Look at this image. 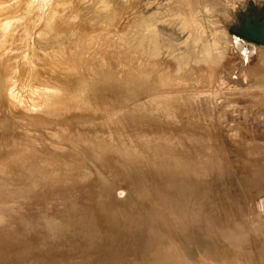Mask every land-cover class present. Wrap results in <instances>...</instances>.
<instances>
[{
    "label": "rangeland",
    "instance_id": "1",
    "mask_svg": "<svg viewBox=\"0 0 264 264\" xmlns=\"http://www.w3.org/2000/svg\"><path fill=\"white\" fill-rule=\"evenodd\" d=\"M22 1L12 13L38 14L40 31L48 21L42 16L55 14L51 40L37 36L31 47L26 39L14 76L18 105L0 116V264H264V43L241 35L249 25L264 30V0H33V9ZM185 15L197 17L200 45L217 39L220 59L203 60L199 46L186 61L184 45H176L184 33L169 24ZM159 22L162 39L176 45L172 52L142 47ZM77 70L93 86L98 78L107 85V73L114 90L108 84L105 93L122 109L98 115L92 108L97 114L83 113L69 130L59 123L65 115H50L39 101L44 92L76 86Z\"/></svg>",
    "mask_w": 264,
    "mask_h": 264
},
{
    "label": "bare ground",
    "instance_id": "2",
    "mask_svg": "<svg viewBox=\"0 0 264 264\" xmlns=\"http://www.w3.org/2000/svg\"><path fill=\"white\" fill-rule=\"evenodd\" d=\"M1 1L2 0H0V19L1 18H4L5 19V21H1V22H3V23H0V116H6V117H8V115H6L5 114V108H7V107H9V106H11L12 107V110L13 109H15L16 107V105H18V104H15V103H18V95H17V93L16 92H14V90H15V88L17 87V84H16V82H17V80L14 78V76H15V74H17L18 72H19V70H20V62H19V59L18 58H21V53H23L24 52V50H25V48L27 47V40L26 39H31V42H30V44H29V46L31 45V47H32V44H33V42L36 40V37L37 36H40L41 38H42V41H45V40H48V39H50L51 40V38H49V37H51V36H49V31H51L52 32V30H51V28H52V23H51V21H52V19H53V17H54V14H55V11H53L52 10V12L51 13H46V15H44V16H42L43 18L46 16V18L48 19V21H46L47 23L45 24V26L42 28V30L40 31V30H38L37 29V27L35 26L36 24H37V22H36V24H35V22L34 21H36V18H37V16H38V14H36L35 16H33L32 15V12H30V14H26V15H22V14H20V15H17L18 14V10H19V8H17L18 10H16L15 12L17 13H15V12H13V13H15L14 15H13V13H12V11H11V9L12 10H15L14 8L15 7H18V6H16V4L17 5H19V4H21V3H19V2H23L22 0H13L12 2V4H9V3H6V1L5 0H3L2 1V3H1ZM28 2H30V4H33V6L31 7V6H29V7H31V9H33V7L35 8H37L38 6H36L35 5V1H33V0H27ZM19 3V4H18ZM24 4H26L27 5V3H24ZM29 4V5H30ZM21 6H24L23 5V3L21 4ZM21 6H20V8H21ZM24 7H22L21 9H23ZM30 9V8H29ZM20 11V10H19ZM9 12H11L12 14L11 15H7V14H10ZM191 12V11H190ZM192 12H194V11H192ZM20 13V12H19ZM21 13H23V12H21ZM25 13V12H24ZM132 13V12H131ZM170 13V12H169ZM103 14L105 15V14H107V11H106V9L103 11ZM196 15L198 14V13H195ZM195 14H193V15H195ZM30 15V16H29ZM131 15V14H130ZM133 15V14H132ZM168 15V14H167ZM166 15V16H167ZM183 16V17H181V20L180 21H177V20H175L174 22H170L169 24H171V26H172V24H174L175 26H173V27H177L176 29L177 30H180L181 32H182V36H183V33H184V38H183V40H181V42L179 41V43L178 44H176V45H178L179 47H181V46H183L184 45V48H185V50H184V53L187 55V57H188V60H186V61H189V60H191V56H192V54H194V51H195V49H196V47H198L199 48V46H200V53H202L201 54V56H202V59L203 60H206V61H215L217 58L218 59H220L219 57H218V54L219 53H221L222 52V50L221 51H219V52H216L215 50L216 49H219V43H218V41H217V39L215 38L214 39V41H207L206 43H203L202 45H200V43L201 42H203L204 40H205V38H204V34L203 33H201L200 31H199V21H198V19H197V17L195 16ZM138 16V15H137ZM41 17V19H43ZM132 17H135V16H132ZM131 17V18H132ZM39 18V17H38ZM104 19H107V18H104ZM130 19V18H129ZM38 20H40V19H38ZM41 21V20H40ZM69 21V18H67V17H64V20H62L61 21V25L60 26H62V27H65V24L67 23ZM34 22V23H33ZM164 22H166V21H164ZM164 22H159V24H158V26H157V28H155L154 30H152L151 31V33H152V36L153 37H150V40H149V42L148 41H145L144 43L145 44H147L148 46H142L144 49H149L150 50V52H154V50H157V49H159V50H163V49H166L167 51H171L172 52V49L176 46V45H173V43H171L170 41H168V42H166V41H164V39H162V37H163V31L165 30L164 29V27H163V25H162V23L164 24ZM32 23H33V25L35 26H33V28H35V29H33L32 28ZM39 23V22H38ZM134 25V27L136 28V27H138V25L137 24H133ZM165 26H166V24H165ZM170 25L168 26L169 28L171 27ZM164 29V30H163ZM133 30H134V28H133ZM62 31V30H61ZM168 31V30H167ZM181 32H179V33H181ZM53 33V32H52ZM165 33H167L166 31H165ZM173 33V32H172ZM138 34H134V36L136 37ZM169 35H171V34H169ZM204 35V36H203ZM179 36V35H178ZM181 36V37H182ZM217 36V35H216ZM180 37V38H181ZM218 37V36H217ZM172 38V37H171ZM208 38V37H207ZM178 39V38H177ZM53 40V39H52ZM129 42H130V40H129ZM128 43V42H127ZM131 46H136L137 48L139 47V43L136 41V40H131ZM51 45V44H50ZM124 45V44H123ZM120 46V45H119ZM242 46H244V45H242ZM122 47H124V46H122ZM127 48V47H126ZM128 48H129V46H128ZM136 48V49H137ZM245 48V47H244ZM244 48H243V50H244ZM6 49H8L11 53L10 54H6V55H4L3 54V52L6 50ZM131 49H132V47H131ZM247 48H245V50H246ZM121 50V49H120ZM128 50V49H127ZM197 50V49H196ZM245 50H244V53L242 54L243 56V59L245 58V60H247L249 57H247L246 56V54L245 53H247V51L245 52ZM241 51H242V48H241ZM250 51V50H249ZM146 54H147V56H151V54L150 53H148V52H145ZM249 53V52H248ZM127 54V53H126ZM125 54V55H126ZM136 54V53H135ZM138 54V53H137ZM251 54V53H250ZM132 55V54H131ZM130 55V56H131ZM166 55V54H165ZM252 55V54H251ZM251 55H250V57H251ZM145 56V55H144ZM147 56L145 57V59L147 58ZM159 56H160V54H157V55H155L154 57H153V59L155 58H159ZM173 56H176L177 58H178V60H185V59H183V55L181 54V52H175L174 53V55ZM134 57V56H133ZM142 57H143V55H142ZM160 57H162V55L160 56ZM165 57H167V56H165ZM240 57H241V54H240ZM247 57V58H246ZM144 58V57H143ZM142 58V59H143ZM151 58V57H150ZM163 58H164V56H163ZM141 59V60H142ZM168 59V58H167ZM195 59V58H194ZM130 60V59H129ZM139 60V59H138ZM144 60V59H143ZM151 59H149V61H150ZM162 60V59H161ZM160 59H159V62L161 61ZM21 61V60H20ZM154 61V60H153ZM153 61H150V62H153ZM156 61H158L157 59H156ZM163 61V60H162ZM172 61V60H171ZM175 61V60H174ZM173 61V62H174ZM98 62V61H97ZM134 62V61H133ZM149 62V63H150ZM191 62V61H190ZM4 63V64H3ZM99 63V62H98ZM101 63H102V61H101ZM130 63V62H129ZM141 63V62H140ZM146 63V62H145ZM154 63V62H153ZM156 63V62H155ZM165 63V62H164ZM176 63V62H175ZM211 63V62H210ZM100 64V63H99ZM137 64V63H136ZM142 64H143V62H142ZM169 64V63H168ZM2 65V66H1ZM13 65H14V67H13ZM95 65H97V64H95ZM146 65V64H145ZM158 65V64H157ZM157 65H155V66H157ZM176 65V64H175ZM102 66H103V64H102ZM127 66H129V65H127ZM163 66H164V64H163ZM191 66H193V65H191ZM97 66H95L93 69H95ZM101 67V66H100ZM112 67H113V65H112ZM112 67H110V69L112 68ZM125 67V66H124ZM154 67V66H153ZM188 67V66H187ZM186 67V68H187ZM106 68H108V67H106ZM155 68V67H154ZM156 68H158V66L156 67ZM171 68H173V67H171ZM192 68V67H191ZM100 69V71L99 72H101V70H102V68H99ZM98 69V70H99ZM113 69V68H112ZM116 69V68H115ZM127 69V68H126ZM131 69V68H130ZM138 69V68H137ZM162 69H164V68H162ZM15 70H16V73H15ZM96 70V69H95ZM97 70V71H98ZM122 70V69H121ZM156 70V69H155ZM186 71H187V69H185ZM192 70V69H191ZM78 71H80V70H77V72ZM104 71L105 72H108V71H106L105 70V68H104ZM104 71L102 72V74L104 73ZM115 71V70H114ZM127 71H128V69H127ZM135 71V70H134ZM157 71V70H156ZM165 71V70H164ZM194 71H195V69H194ZM63 72V71H62ZM99 72L98 73H96V74H98V75H101L102 76V74H99ZM180 72H182V71H180ZM83 72L82 71H80L79 73H78V77L76 78V82H78V80H80V82L79 83H77L76 84V86L75 85H73V87L72 86H65V88H59V89H57V90H55V91H53V92H44L43 93V95H42V97H41V101H39L40 102V105L41 106H45L46 107V109L48 108V111H50L49 110V108L52 110V113L50 114V115H52L53 114V112L54 111H56L57 113H54V115H59V116H64L65 118H63V121H59V123H60V125H62L64 128H66L67 129V127H68V129L69 130H71V129H74L72 126H70V123H72L71 122V120H73V119H78V120H80V119H82L89 111H87V110H90V109H92V108H94L95 110H97L98 112L100 111V112H104V113H108V112H110L111 114H112V112L111 111H116L115 109L117 108V110L119 111V109L121 108V107H119V109H118V105H119V101H118V97L117 98H113V96H115L113 93V91L112 90H114L113 88H112V86H111V83H109V82H111L110 80V78L111 77H107L106 75H107V73L106 74H104L105 75V77L107 78V79H109L108 81H107V83L109 84H107L106 85V80H105V82H104V80H102L105 84H103L100 80L101 79H99L98 78V82H100V84H101V86H102V88L106 85L107 87H108V89H109V86H111L110 88L112 89L111 91L113 92L112 94H113V96H111V95H108V91H110V90H107V92L108 93H105L106 91V89H107V87L105 88L104 87V90H102V89H100V87H97V85L99 86L100 84H97V85H95V86H93V84H88V85H86V80L84 79V77H83V74H82ZM87 73V72H86ZM85 73V74H86ZM95 73H93V74H91V76H89V73H88V76L90 77V79L93 77V76H95L96 77V75H95ZM135 73V72H134ZM143 73V72H142ZM149 73H151L152 75H153V73L154 72H149ZM229 73V72H228ZM249 73V72H248ZM77 74V73H76ZM128 74V73H127ZM130 74V73H129ZM136 74V73H135ZM137 74H138V72H137ZM178 74V73H177ZM93 75V76H92ZM112 75V74H111ZM139 75V74H138ZM143 75V74H142ZM148 75V74H147ZM146 75V76H147ZM150 75V74H149ZM161 75V74H160ZM172 75V74H171ZM229 75V74H228ZM85 76V75H84ZM108 76H109V74H108ZM117 76V75H116ZM132 76H134L133 74H132ZM151 76V75H150ZM85 77H87V76H85ZM89 77H87V78H89ZM98 77V76H97ZM100 77V76H99ZM104 77V76H103ZM113 77V76H112ZM118 77V76H117ZM117 77H115V82L116 83H118L117 82V80L118 79H116ZM130 77V76H129ZM175 78H176V76H174ZM173 77V78H174ZM181 77H182V75H181ZM101 78V77H100ZM105 78V79H106ZM135 78H137V77H135ZM170 78H172V77H170ZM172 78V79H173ZM94 79V81H95V78H93ZM132 79V78H131ZM145 79V78H144ZM161 79V78H160ZM179 79V78H178ZM84 80V81H83ZM124 80H126V81H129L130 80V78L128 79H126V77H125V79ZM135 79H132V81H134ZM141 80H143V79H141ZM147 80V79H146ZM158 80V79H157ZM180 80V79H179ZM184 80V79H183ZM90 80L88 79V82H89ZM97 81V80H96ZM95 81V82H96ZM153 81V80H152ZM173 81V80H172ZM51 82V81H50ZM85 83V84H83V83ZM93 81L91 80L89 83H92ZM113 82H114V79H113ZM121 82H122V80H121ZM125 82V81H124ZM139 82V81H138ZM137 82V83H138ZM174 82V81H173ZM57 84V82H51V84L53 85V84ZM80 83H82L81 85H78V84H80ZM94 83V82H93ZM97 83V82H96ZM128 83V82H127ZM131 83V82H130ZM144 83H145V81H144ZM148 83H149V80H148ZM155 83V82H154ZM95 84V83H94ZM119 84H121L120 83V79H119ZM119 84H117V85H119ZM123 84V83H122ZM147 84V83H146ZM151 84V83H150ZM158 84V83H157ZM164 84H166L167 85V83H163V85ZM174 84V83H173ZM78 85V86H77ZM83 85H86L85 86V90L87 89L89 92H90V97L89 96H85L87 93H88V91L85 93V92H81V90L82 89H80L79 91H77L78 89L76 88V87H80V86H82L83 87V90L82 91H84V86ZM114 85H115V83H114ZM143 85H145V84H142L141 86H143ZM160 85V84H159ZM170 85V84H169ZM176 85V84H175ZM75 86V87H74ZM122 86V85H121ZM145 86H148V85H145ZM165 86V85H164ZM163 86V87H164ZM57 88L59 87V86H56ZM116 87V86H115ZM125 87V86H124ZM123 87V88H124ZM135 87V86H134ZM153 87H154V85H153ZM158 87V86H157ZM172 87V85L170 86V88ZM176 87V86H175ZM228 87V86H227ZM72 88H73V90H72ZM76 88V89H75ZM81 88V87H80ZM126 88V90H127V87H125ZM136 88V87H135ZM174 88V87H173ZM172 88V89H173ZM229 88V87H228ZM74 89L76 90V91H74ZM129 89V88H128ZM137 89V88H136ZM158 89H159V87H158ZM161 89V88H160ZM165 89V88H164ZM168 89V88H167ZM180 89V88H179ZM150 90V89H149ZM154 90H156V88H154ZM166 90V89H165ZM175 90V89H174ZM101 91V92H100ZM118 91H120V90H118ZM123 91V90H122ZM122 91H120V92H122ZM132 91H133V87H132ZM163 91V90H162ZM18 92V91H17ZM129 92H131V90H129ZM129 92H128V94H129ZM143 92V91H142ZM156 92V91H155ZM140 93V92H139ZM145 93V92H144ZM154 93V92H153ZM110 94V93H109ZM122 94H124V92H122ZM127 94V95H128ZM151 94V93H150ZM164 94V93H163ZM168 94V93H167ZM180 94V93H179ZM87 95H89V94H87ZM149 95V94H148ZM159 95V94H158ZM166 95V94H165ZM170 95V94H169ZM33 96H35L34 94H33ZM132 97L134 96V95H131ZM156 96V95H155ZM160 96H161V94H160ZM89 97V98H88ZM127 97V96H126ZM128 97H130V96H128ZM131 97V98H132ZM136 97V96H135ZM20 98V97H19ZM149 98V97H148ZM164 98V97H163ZM119 99H120V96H119ZM125 99V98H124ZM137 99V98H136ZM147 99V98H146ZM167 99V98H166ZM121 100H123V99H121ZM162 100V99H161ZM160 100V101H161ZM17 101V102H16ZM145 101V100H144ZM156 102H158V99L157 100H155ZM162 101H164V100H162ZM161 101V102H162ZM168 101V100H167ZM139 102V101H138ZM137 102V103H138ZM152 102V101H151ZM154 102V101H153ZM148 103H149V101H148ZM164 103V102H163ZM172 102H170V104H171ZM9 104V106H7ZM12 104H14L15 106H13ZM151 104V103H150ZM149 104V105H150ZM157 104H159V103H156V105ZM167 104H169L168 102H167ZM94 105V106H93ZM139 105V104H138ZM164 105H165V103H164ZM144 106V105H143ZM159 106V105H158ZM158 106H156V107H158ZM165 106H167V105H165ZM164 106V107H165ZM171 106V105H170ZM13 107H15V108H13ZM137 107H139V106H137ZM140 107H141V104H140ZM160 107H161V105H160ZM168 107V106H167ZM147 108H149V107H147ZM155 108V107H154ZM188 108V107H187ZM45 109V108H44ZM122 109V108H121ZM121 109H120V111H121ZM136 109H138V108H136ZM160 109V108H159ZM166 110H167V108H165ZM171 109H174L173 107L171 108ZM171 109H169V110H171ZM178 109V108H177ZM54 110V111H53ZM94 110V111H95ZM140 110V109H139ZM149 110V109H148ZM156 110V109H155ZM14 111V110H13ZM12 111V112H13ZM16 111V110H15ZM45 111V110H44ZM87 111V112H86ZM97 111L95 112L96 114H97ZM113 111V112H114ZM124 111V110H123ZM125 111H126V109H125ZM135 111V110H134ZM133 111V109H131V110H129V112L128 113H130V112H132V113H130L131 115L133 114V115H142V114H140V113H144L143 112V110H141L142 112H139V111H137V112H134ZM163 111V110H162ZM173 111V110H172ZM171 111V112H172ZM91 112H93V111H91ZM91 112H89L90 114H91ZM100 112L98 113V115L100 114ZM148 112V111H147ZM151 112V111H150ZM171 112H170V114H171ZM191 112V111H190ZM202 112V111H201ZM46 113H47V110H46ZM50 113V112H49ZM83 113H86L85 115H83ZM94 113V112H93ZM95 113H94V115H95ZM124 113V112H123ZM128 113L126 112V114L128 115ZM182 113V112H181ZM102 114V113H101ZM110 114V115H111ZM117 114H118V112H117ZM149 113H144V117H145V115H148ZM157 114H158V112H157ZM168 114H169V112H168ZM169 114V115H170ZM176 114V113H175ZM188 114V113H187ZM105 115V114H104ZM125 115V114H124ZM130 115V116H131ZM153 115V114H152ZM152 115H150V116H152ZM165 115V114H164ZM163 114H162V116H164ZM168 115V116H169ZM38 116H40V114H38ZM106 116H108V115H106ZM105 116V117H106ZM118 116H119V114H118ZM117 116V117H118ZM122 116H123V114H122ZM126 116V115H125ZM143 116V115H142ZM157 116V115H156ZM160 116V115H159ZM167 116V115H166ZM187 116V115H186ZM57 118H58V116H56ZM93 117H95V116H93ZM104 117V116H103ZM104 117V118H105ZM109 117V116H108ZM111 117V116H110ZM132 117V116H131ZM149 117V116H148ZM148 117H145V118H148ZM170 117H171V115H170ZM170 117L168 118V119H170ZM174 117V116H173ZM61 118V117H60ZM102 118V117H101ZM113 118H114V116H113ZM120 118V117H119ZM123 118V117H122ZM134 118V117H133ZM153 118V117H152ZM157 118H159V117H157ZM161 118V117H160ZM164 118V117H163ZM167 118V117H166ZM175 118V117H174ZM192 118V117H191ZM226 118V117H225ZM52 119V118H51ZM62 119V118H61ZM93 119H95V118H93ZM142 119V118H141ZM154 119V118H153ZM173 119V118H172ZM171 119V120H172ZM193 119V118H192ZM56 120H59V118L58 119H56ZM86 120V119H85ZM92 119H90V121H91ZM116 120V119H115ZM118 120V119H117ZM125 120V119H124ZM146 120V119H145ZM170 120V121H171ZM177 120V119H176ZM112 121V120H111ZM110 121V122H111ZM121 120H119V122H120ZM126 121V120H125ZM131 121V120H130ZM147 121H148V119H147ZM155 121V120H154ZM153 120H152V122H154ZM163 121V120H162ZM201 121V120H200ZM219 121V120H218ZM92 122V121H91ZM115 122V121H114ZM123 122V121H122ZM121 122V123H122ZM132 122V121H131ZM136 123H137V121H135ZM134 122V123H135ZM140 122V121H139ZM148 122H151L150 120L148 121ZM159 122V121H158ZM74 123V122H73ZM81 123V122H80ZM87 123V122H86ZM107 123V122H106ZM116 123H117V121H116ZM120 123V124H121ZM124 123V122H123ZM156 123V122H155ZM174 123V122H173ZM78 124V123H77ZM83 124V123H82ZM81 124V125H82ZM91 124V123H90ZM98 124H100V123H98ZM113 124H115V123H113ZM118 124V123H117ZM119 124V125H120ZM147 124V123H146ZM158 124V123H157ZM176 124V123H175ZM58 125V124H57ZM71 125H73V124H71ZM89 125V124H88ZM92 125V124H91ZM91 125H89V126H91ZM106 125V124H105ZM104 125V126H105ZM132 124L130 123V125L129 126H131ZM148 125H150V124H148ZM1 126H3V125H1ZM10 126H12V125H6V126H3V127H1V128H11ZM54 126H56V125H54ZM69 126L70 127H72L71 129L69 128ZM74 126V125H73ZM76 126V125H75ZM74 126V127H75ZM80 126V125H79ZM85 126V125H84ZM96 126V125H95ZM103 126V125H102ZM101 126V127H102ZM103 126V127H104ZM112 127V124H110L109 125V127ZM118 125H116V127H117ZM78 127V126H77ZM120 127H121V125H120ZM124 126H122V128H123ZM128 127V126H127ZM78 128H83V127H78ZM77 128V129H78ZM87 128H88V126H87ZM115 128V126H113V129ZM125 128V127H124ZM117 129V128H116ZM163 129V128H162ZM88 130V129H87ZM107 130H108V128H107ZM119 130V129H118ZM125 130V129H124ZM74 131V130H73ZM90 131V130H89ZM88 131V132H89ZM105 131V130H104ZM115 131H117V130H115ZM132 131V130H131ZM186 131V130H185ZM0 132H5V131H1L0 130ZM11 132H12V130H11ZM82 132V131H81ZM102 132V131H101ZM80 133V132H79ZM103 133H105V132H103ZM110 133V132H109ZM108 133V134H109ZM191 133V132H190ZM9 134V133H8ZM73 134V133H72ZM83 134H84V132H83ZM107 134V133H106ZM156 134V133H155ZM171 134V133H170ZM74 135V134H73ZM88 135V134H87ZM94 135V134H93ZM110 135V134H109ZM125 135H127V134H125ZM129 135V134H128ZM193 135V134H192ZM192 135H190V136H192ZM209 135V134H208ZM0 136H1V134H0ZM81 136V135H80ZM99 136V135H98ZM106 136V135H105ZM119 136V135H118ZM145 136V135H144ZM144 136H142V137H144ZM149 136V135H148ZM153 136V135H152ZM155 136V135H154ZM154 136H153V138H154ZM157 136V138H162V137H159V135H156ZM161 136V135H160ZM171 136V135H170ZM178 136V135H177ZM204 136V135H203ZM74 137V136H73ZM73 137H71V138H73ZM101 137V136H100ZM106 137H108V136H106ZM105 137V138H106ZM109 137H111V136H109ZM134 137V136H133ZM138 137V136H137ZM181 137H183V136H181ZM180 137V138H181ZM186 137V136H185ZM2 138V137H1ZM0 138V139H1ZM4 138V137H3ZM83 138V137H82ZM136 138V137H135ZM148 138V137H147ZM156 138V137H155ZM154 138V139H155ZM156 138V139H157ZM165 137H163V139H164ZM179 138V139H180ZM192 138V137H191ZM202 138V137H201ZM204 138V137H203ZM207 138V137H206ZM233 138V137H232ZM5 139V138H4ZM3 139V140H4ZM79 139V138H78ZM85 139V138H84ZM87 139V138H86ZM127 139H128V137H127ZM126 139V140H127ZM138 139V138H137ZM140 139V138H139ZM145 139V138H144ZM144 139H142V140H144ZM153 139V140H154ZM155 139V140H156ZM162 139V140H163ZM166 139H168V138H166ZM183 139V138H182ZM185 139V138H184ZM187 139V138H186ZM189 139V138H188ZM77 140V139H76ZM136 140V139H135ZM148 140H152V138H150V139H148ZM147 140V141H148ZM154 140V141H155ZM194 140H196V138H194ZM198 140V139H197ZM196 140V141H197ZM203 140V139H202ZM208 140H209V138H208ZM1 141H2V139H1ZM88 141V140H87ZM101 141V140H100ZM138 141V140H137ZM145 141V140H144ZM154 141H151L152 142V144L154 145L155 143H158L157 141L155 142V143H153ZM159 142L161 141V139H159L158 140ZM166 141V140H165ZM165 141L163 142V145L165 144ZM185 141V140H184ZM187 141V140H186ZM79 142H80V140H79ZM104 142V141H103ZM139 142H140V140H139ZM174 142V141H173ZM173 142L171 143V144H173ZM179 142V141H178ZM177 142V143H178ZM180 142L182 143V140H180ZM179 142V143H180ZM187 142H190V141H187ZM193 142V141H192ZM199 142V141H198ZM205 142V141H204ZM212 142V141H211ZM210 142V143H211ZM113 143V142H112ZM117 143V142H116ZM119 143V142H118ZM203 143V142H202ZM206 143V142H205ZM204 143V144H205ZM21 144V143H20ZM120 144V143H119ZM143 144H145L144 142H143ZM148 144V143H147ZM159 144V143H158ZM199 145H200V143H198ZM6 145H7V143H6ZM146 145V144H145ZM151 145V144H150ZM149 145V146H150ZM160 145H161V142H160ZM174 145V144H173ZM177 145V144H176ZM183 145V144H182ZM155 146V145H154ZM162 146V145H161ZM172 146V145H171ZM186 146V145H185ZM201 146V148H202V146H204V145H200ZM214 146V145H213ZM130 147V146H129ZM135 147V146H134ZM153 146L151 145V148H152ZM183 147H184V145H183ZM189 147V146H188ZM7 148L9 149V146H7ZM156 148H158V147H156ZM159 148H160V146H159ZM207 148V147H206ZM209 148H210V145H209ZM10 149H12V148H10ZM232 149V148H231ZM4 150V149H3ZM129 150V149H128ZM154 150H155V147H154ZM167 150V149H166ZM166 150H164V151H166ZM169 151H171L170 149H168ZM200 150V149H199ZM210 150V149H209ZM234 150V149H233ZM138 151H140V150H138ZM151 151V150H150ZM187 151H189V150H187ZM21 152V151H20ZM19 152V153H20ZM24 152V151H23ZM141 152V151H140ZM146 152V151H145ZM158 152V151H157ZM205 152H206V149H205ZM211 152V151H210ZM4 153H5V150H4ZM12 154H13V151L11 152ZM18 153V152H17ZM30 153V152H29ZM39 153V152H38ZM138 153V152H137ZM6 154V153H5ZM20 154H22V153H20ZM19 154V156L21 157V156H23V155H20ZM26 154V153H25ZM24 154V155H25ZM43 154V153H42ZM162 154V153H161ZM173 154V153H172ZM200 154V153H199ZM204 154V153H203ZM213 154V153H212ZM221 154V153H220ZM9 155V154H8ZM36 155V154H35ZM145 155H146V153H145ZM158 155H159V153H158ZM166 155V154H165ZM164 155V156H165ZM206 155V157H207V154H205ZM13 156V155H12ZM186 156V155H185ZM204 156V155H203ZM28 157V156H27ZM29 157H31L30 155H29ZM155 157V156H154ZM198 157H201V155L200 156H198ZM222 157V156H221ZM10 158V157H9ZM19 158V157H18ZM23 158H25V157H23ZM180 158V157H179ZM187 158V157H186ZM13 159H14V156H13ZM22 159V158H21ZM30 159V158H29ZM221 159V158H220ZM20 160V159H19ZM14 161H16V157H15V160ZM13 161V162H14ZM168 161V160H167ZM221 161H222V159H221ZM20 162V161H19ZM184 161H182V163H183ZM227 162V161H226ZM22 163H24L23 161H22ZM262 163V162H261ZM24 165V164H23ZM21 166V165H20ZM20 166L18 167V168H20ZM21 169V168H20ZM9 170V169H8ZM1 173V172H0ZM18 174H20V173H18ZM4 175H6V174H4ZM1 177H3L2 175H1ZM5 177V176H4ZM8 178V177H7ZM199 178V177H198ZM4 179V178H3ZM14 182V181H13ZM106 185H108V187H109V185L110 184H106ZM107 187V188H108ZM109 189H111V186H110V188ZM109 189L108 190H106L105 192H107V191H109ZM96 190V189H95ZM141 190V189H140ZM139 190V191H140ZM138 191V192H139ZM142 191V190H141ZM108 193V192H107ZM251 204V203H250ZM102 205V204H101ZM109 214V213H108ZM112 216V215H111ZM110 216V217H111ZM226 230H228L227 228H226ZM221 232V231H220ZM227 233V232H226ZM222 236V235H221ZM225 237V236H224ZM236 239V238H235ZM210 244V243H209ZM184 263V262H183Z\"/></svg>",
    "mask_w": 264,
    "mask_h": 264
},
{
    "label": "water",
    "instance_id": "3",
    "mask_svg": "<svg viewBox=\"0 0 264 264\" xmlns=\"http://www.w3.org/2000/svg\"><path fill=\"white\" fill-rule=\"evenodd\" d=\"M262 35L264 36V30H262V28H255L253 30L250 25L248 29L242 32V36L258 43H264V37L262 38Z\"/></svg>",
    "mask_w": 264,
    "mask_h": 264
},
{
    "label": "flooded vegetation",
    "instance_id": "4",
    "mask_svg": "<svg viewBox=\"0 0 264 264\" xmlns=\"http://www.w3.org/2000/svg\"><path fill=\"white\" fill-rule=\"evenodd\" d=\"M245 26H246V25H243V26L241 27V32H242V29L245 28ZM241 35H242V33H241Z\"/></svg>",
    "mask_w": 264,
    "mask_h": 264
}]
</instances>
